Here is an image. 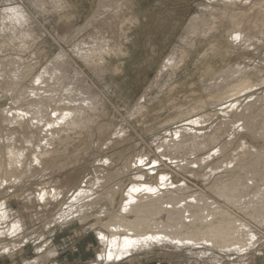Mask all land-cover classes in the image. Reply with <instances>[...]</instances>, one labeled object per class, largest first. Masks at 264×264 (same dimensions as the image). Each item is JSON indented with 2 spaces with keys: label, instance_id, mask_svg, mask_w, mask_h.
I'll list each match as a JSON object with an SVG mask.
<instances>
[{
  "label": "bare ground",
  "instance_id": "bare-ground-1",
  "mask_svg": "<svg viewBox=\"0 0 264 264\" xmlns=\"http://www.w3.org/2000/svg\"><path fill=\"white\" fill-rule=\"evenodd\" d=\"M26 1L46 20L60 12L58 20L68 17L63 12L68 0ZM0 4V101H12L0 115L1 255L18 264V255L31 248L32 256L22 257V264H60L56 261L60 247L44 233L28 242L24 220L11 210L6 195L9 189L29 193L25 190L32 180L59 170L65 174L64 184L54 177L49 186L37 189V196L31 190L30 195L56 213L53 222L79 221L84 226L95 219L88 230L95 231L101 252L92 264H144L159 253L171 264L264 260V90L260 88L264 77L255 80L263 72L260 62L212 72L205 92L210 94L211 106H222L223 119L215 123L214 114L191 115L155 142L161 158L204 190L186 179L175 181L160 168L161 158L150 159L145 153L137 156L134 177H127L132 167L128 160L103 176H97L99 170L96 178L79 186L72 176L76 170L67 168L78 161V156L69 155L70 146L86 133L94 139L92 130L100 124L107 103L63 50L40 69L36 53L25 59L24 53L34 48L42 30L19 0H0ZM97 4L90 20L75 31L76 37L63 40L89 69L99 73L105 72L108 58L127 52L124 42L139 19L130 15L133 0H98ZM198 8L155 80L132 106L133 117L149 111L148 92L168 88L164 74L171 79L200 42L216 41L209 52L223 56L230 49L260 54L264 48V0H205ZM105 128L102 123L98 126L101 134ZM126 130L119 128L109 141L98 140L99 148L119 145Z\"/></svg>",
  "mask_w": 264,
  "mask_h": 264
},
{
  "label": "rangeland",
  "instance_id": "rangeland-1",
  "mask_svg": "<svg viewBox=\"0 0 264 264\" xmlns=\"http://www.w3.org/2000/svg\"><path fill=\"white\" fill-rule=\"evenodd\" d=\"M19 2L24 4L32 13L39 24L40 30H42V37L35 43L32 50L24 53V58L30 60L36 53V56L40 59V64L37 68L40 69L46 65V62H49L63 50L71 58L74 66L85 73L88 80L104 97L105 104L107 103L106 111L103 113L104 116L98 119V123L100 121V124L102 123L106 127L104 132H102L104 135L99 132L98 126L100 124H98L92 130L94 139L93 136L92 139L89 138L90 136L86 133L81 136L82 140L85 137L83 142L81 138H78L80 142L76 140V143L74 141L72 143L73 146H70L69 155L78 156V161L71 166H67V168L71 169L70 171L76 170L72 176L75 184L79 186H84L91 178H96V175L100 172L99 170L102 169L97 176H103L105 172L107 174L108 171H117L122 168L128 160L131 161L132 167L127 173V177H134L137 172L135 163L141 155L140 153L142 155L145 153L150 159H154V157L161 158L156 149L158 145L156 143L160 141L159 136L161 137L167 131H173L182 121L191 118V115L196 117L204 114H214L213 121L215 123L219 119H223L219 109L222 106H211L210 94L205 92L206 85L211 82L213 71H221L229 65L253 66L260 62L263 72L255 80H260L264 77V48L260 54L254 51L241 52L242 50L230 49L228 55L223 56L209 52L211 45L216 43V41L204 40L189 52L186 62L171 79L167 77V73L164 74L163 77H166L169 84L168 88L161 90L155 87L148 92L145 103L149 107V111L145 114H136L139 117H133L134 115L131 112L134 108L133 105H136L135 103L145 93V89L155 80L154 78H156L157 72L161 69L165 59L172 53L174 46H177L180 37L184 34V28L191 15L199 10L198 5L205 2V0H133L134 6L130 15L137 16L139 22L132 26L128 33V42H124V48L127 52L122 57L114 56L108 58L109 63L105 68V72L100 71L99 73L97 70L89 69L88 65L76 57L63 40L65 36H72V39L76 37L75 31L84 26L97 10L98 0H68L69 4L63 10L68 17L61 20H58V18L61 17L62 12L56 13L55 19L46 20L26 0H19ZM205 54H208V56L205 57ZM116 66L118 69L115 68ZM163 80L162 78L160 81L162 82ZM260 88L264 90V84ZM261 90L257 91V93ZM215 96L217 97L216 94ZM10 102L12 103L11 100L6 99L0 101V115L2 108L7 109ZM194 107H197L196 112H193ZM201 109L202 111H200ZM108 127L109 129L107 130ZM118 127L125 130L128 128L125 139L123 141L120 140L119 145L111 144L108 147L106 146L107 148L103 146L100 149L98 140L103 142L104 139L109 141V138H116L112 133H116L119 129ZM153 139L154 141H152ZM128 140L130 141L128 142ZM152 142L154 145H152ZM97 143L98 145H96ZM75 147L78 148L75 149ZM77 149L78 151L82 149L84 154L81 151L77 152ZM107 159H110L109 162ZM161 159L163 162L160 168L167 172L169 171L175 181L180 182L186 179L195 185L196 188L204 190V187L199 182L178 171L169 161L166 162L167 160L164 158ZM106 161L108 163H105ZM109 165L112 167H109ZM149 166H152V164ZM149 166L143 167L145 169ZM54 177L56 179L60 178L63 181L61 183L64 184L65 174L58 170L53 175L32 180V184H27L28 187L25 190H29V193L9 189L6 194L9 199L8 204H11V210L14 213L17 211L16 213H19L24 220L29 238L28 242L33 243L34 239L44 233L49 241L60 247L61 251L56 260L60 264H92L97 254L101 252L95 231L93 229L88 230L89 226L95 223V219L92 218L84 226L79 221L66 222L67 224L56 223L53 222V219L56 220L57 218L55 216L56 213H50L42 203L40 204L39 201L34 199V195L37 196V191L44 185L51 183ZM30 190L34 195H30L32 194ZM117 207L118 203L114 206V209ZM234 212L237 213L236 211ZM47 222L51 223L48 224ZM32 251L33 249L26 248L23 255H18V264H22V257L30 258ZM156 256L148 259L144 264H171L169 258L166 260L163 254L159 253ZM173 258L176 257L173 256ZM15 262L16 260H12L8 255L0 254V264H14ZM45 264L53 263L47 262ZM259 264H264V260L260 259Z\"/></svg>",
  "mask_w": 264,
  "mask_h": 264
},
{
  "label": "snow or ice",
  "instance_id": "snow-or-ice-1",
  "mask_svg": "<svg viewBox=\"0 0 264 264\" xmlns=\"http://www.w3.org/2000/svg\"><path fill=\"white\" fill-rule=\"evenodd\" d=\"M236 39H239V37L237 36ZM37 83H39V81H37ZM253 239H255V237H253Z\"/></svg>",
  "mask_w": 264,
  "mask_h": 264
},
{
  "label": "clouds",
  "instance_id": "clouds-1",
  "mask_svg": "<svg viewBox=\"0 0 264 264\" xmlns=\"http://www.w3.org/2000/svg\"><path fill=\"white\" fill-rule=\"evenodd\" d=\"M8 11H15L14 9H9Z\"/></svg>",
  "mask_w": 264,
  "mask_h": 264
}]
</instances>
